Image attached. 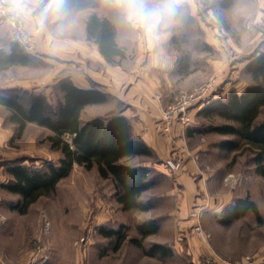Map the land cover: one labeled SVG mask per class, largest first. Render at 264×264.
<instances>
[{"label":"rangeland","instance_id":"obj_1","mask_svg":"<svg viewBox=\"0 0 264 264\" xmlns=\"http://www.w3.org/2000/svg\"><path fill=\"white\" fill-rule=\"evenodd\" d=\"M177 9L171 23L162 29L160 38L149 43L140 31L124 22L113 0H65L59 14L49 12L42 24H35L46 25L50 32H38L41 41L45 38L46 42L50 41L47 49L27 53L30 57L27 65L1 72L0 95L19 89V94L43 95L55 106L61 98L57 87L62 78L74 82L77 71L88 79L87 71L81 66L85 62L84 67L87 69L89 65L93 77L100 75L113 84L114 91L118 89L117 94L112 95L95 86L109 95L105 103L85 108L81 116L85 121L128 109L127 103L134 102H129L132 101L129 85L141 79L144 73L143 89L157 90L161 95L156 103L145 102L146 110L156 105L160 109L163 137L172 136L173 127L178 123L165 131L162 115L180 94L191 92L212 79L218 88L217 97L226 99L230 92L241 94L253 84L245 72L246 65L257 54H264V0H179ZM92 15L107 19L115 27L116 43L123 55L115 57L113 64L91 58L97 46L94 40L87 38L86 21ZM11 41L10 36L0 35V49L8 51ZM66 45L72 48L63 50ZM8 119L9 112L0 106V183L10 179L5 168L10 164L33 168L58 164L61 155L51 150L45 141L46 129L29 124L17 136L15 126ZM258 121H264V107ZM224 124L228 123L218 117L208 120L190 116L188 126L180 125L183 130L172 137L180 140L184 151L180 153L194 152L201 172L212 175L205 177V189L198 186L203 195L200 199H207L210 194L218 199L233 192L237 202L247 200L259 207L260 214L251 210L254 220H264V178L255 172L253 154L238 138L206 131L211 125ZM63 138L71 143L70 136ZM226 141H235L237 149H220ZM178 153L172 152L169 157L179 156ZM149 161L162 164L154 155L134 157L128 162L147 165ZM182 168L177 172L169 171L170 175L149 168L152 186L139 198L148 206L144 212L123 211L116 202L112 181L102 179L95 167L86 170L78 164H73L68 176L60 180L53 191L40 197L23 213L20 197L0 187V264H187L179 255L148 253L157 245L156 235L141 239L136 229L137 225L151 222L157 191L164 192L169 181L172 182V175ZM153 186L158 190L154 191ZM201 213H198L200 223ZM262 225L260 221L259 228L264 233ZM100 229L114 230L118 235L105 237Z\"/></svg>","mask_w":264,"mask_h":264},{"label":"trees","instance_id":"obj_2","mask_svg":"<svg viewBox=\"0 0 264 264\" xmlns=\"http://www.w3.org/2000/svg\"><path fill=\"white\" fill-rule=\"evenodd\" d=\"M86 34L89 40H94L99 54L108 64H113L115 57L123 55L116 43L115 27L107 19L90 16L86 21ZM29 62V55L12 40L8 51L0 52V73ZM245 72L250 75L253 84L241 94L230 92L226 99L216 96V88L214 96L204 101L196 116L208 120L218 117L227 122L211 125L206 131L238 138L241 145L253 154L255 172L264 178V121H258L264 107V54L254 56L246 65ZM57 88L61 98L55 106L43 95L19 94V89L0 95V106L9 112L8 120L15 126L17 136L29 124L44 128L48 131L45 141L50 149L61 155L57 165L47 163L40 168L7 165L5 168L10 179L0 187L20 197V211L23 213L40 197L53 191L57 183L68 176L73 164H78L86 170L95 167L102 179L112 181L116 202L123 211H146L148 206L139 198L152 186L148 178L149 167L131 165L128 161L134 157L151 156L150 148L143 140L134 137L131 124L121 111L106 117L82 120L86 107L107 101L106 93L96 87L81 88L69 78L59 81ZM65 136L71 137V143L64 140ZM237 147L235 141L220 145V149L228 151ZM249 210L255 211L253 204L239 200L232 209L224 212L222 223L227 224ZM136 229L144 239L155 234L158 225L150 222L137 225ZM99 231L105 237L118 235L114 230ZM118 240L117 245L121 238ZM135 244L140 247L139 242L135 241ZM169 252L165 247L154 245L148 253L167 255Z\"/></svg>","mask_w":264,"mask_h":264},{"label":"crops","instance_id":"obj_3","mask_svg":"<svg viewBox=\"0 0 264 264\" xmlns=\"http://www.w3.org/2000/svg\"><path fill=\"white\" fill-rule=\"evenodd\" d=\"M2 2L10 11L25 21L26 31L34 36L35 50H46L47 43L49 44L50 41L47 40L46 42V38L41 41L38 38V32L40 30L44 34L50 32L46 25L37 24L35 26V24L43 16L48 0H2ZM47 16L48 14L44 17ZM2 34L8 35L0 29V35ZM43 42L46 43L44 44ZM43 45H46V47L43 48ZM68 48L72 47L66 45L63 50ZM4 49H0V52L6 51ZM94 50L95 52L92 53L93 56L91 58L104 64L102 56L96 48ZM84 64L81 63V66L83 71H87L88 79L75 71V85L81 88L96 86L106 89L109 94H117L118 89L116 88L114 91L112 88L113 84L104 81V78H101L102 76L99 77L100 75L93 77L89 65H86V69ZM105 72H108L106 68ZM111 72L113 73V71ZM142 85L145 86L144 73L141 74V79H135L133 84L129 85L128 94L131 96L129 100H132L129 102H134L131 104L127 103L128 109L124 108L121 113L130 122L134 137L143 140L150 148L151 155H154L155 159L162 163L158 165L149 161L146 162V166L170 175V172L163 164L170 153L179 152V156L185 158L182 170L176 175H172V182L170 184L169 181L168 188H164L166 189L164 192H160L161 190L157 191V203L153 204L152 207L155 214L154 218L150 220L158 225V231L155 233V243L170 249L166 256L179 255L181 256L180 258L186 259L187 264H200L201 259L204 257H211L216 261H239L247 256H261L264 253V233L260 230L259 223L261 221L264 225V220H254L251 210H249L243 215L231 219L227 224L222 223L224 212L232 209L237 204V199H235L233 192L225 193L218 199L213 197L212 194L207 196V199H200L203 195H200L198 186L205 189V177H211L212 175H206L201 172L200 167L196 164L194 152L180 153L183 151L182 144L180 140L172 137L173 135L177 137V132L183 130L179 124L174 125L172 136L166 134L163 137L160 125V109L156 105H153L155 107L150 105L148 110H146V105L148 104L145 103L147 101L150 102L149 97L153 93L156 94L157 90L148 91L149 89L145 87L143 89ZM150 103L153 104L152 102ZM199 110V108L191 110L190 116H196ZM175 139H177L176 142ZM173 144L176 146L174 147ZM155 187L153 186L152 188ZM155 190H158V188H155ZM253 206L255 211H252L260 214L258 211L259 207L257 205ZM198 211H202V223L200 225L203 231L210 235L208 242L198 239L193 233L195 222L193 215ZM245 222L248 223L245 224Z\"/></svg>","mask_w":264,"mask_h":264},{"label":"built area","instance_id":"obj_4","mask_svg":"<svg viewBox=\"0 0 264 264\" xmlns=\"http://www.w3.org/2000/svg\"><path fill=\"white\" fill-rule=\"evenodd\" d=\"M25 21L17 14L10 11L5 4L0 0V29L5 31L10 38L17 42L26 53H33L35 51L34 36L26 31ZM217 88L216 81L210 80L207 83L200 85L193 89L191 92L182 93L176 99L175 102L169 106L162 115V124L165 131H169L173 123L177 122L179 125L187 127L190 120V109L200 108L203 106L204 101L214 96ZM161 95L156 93L149 97V101L156 103L160 101ZM164 166L168 171H179L184 160L181 156L173 154L164 161ZM198 212L193 215L194 235L207 242L210 239V235L206 234L199 222ZM200 264H264V253L259 257H244L239 261L220 260L216 261L211 257H204L201 259Z\"/></svg>","mask_w":264,"mask_h":264},{"label":"clouds","instance_id":"obj_5","mask_svg":"<svg viewBox=\"0 0 264 264\" xmlns=\"http://www.w3.org/2000/svg\"><path fill=\"white\" fill-rule=\"evenodd\" d=\"M120 9L124 22L134 30L142 33L149 43L160 38L177 14L179 0H113ZM65 0H48L43 17L49 12L59 14L63 10Z\"/></svg>","mask_w":264,"mask_h":264}]
</instances>
